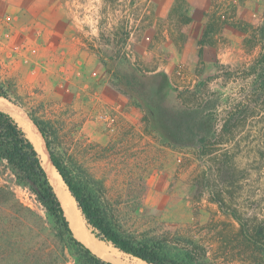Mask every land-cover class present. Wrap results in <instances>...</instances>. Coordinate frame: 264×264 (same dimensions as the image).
<instances>
[{"label": "rangeland", "instance_id": "374dc122", "mask_svg": "<svg viewBox=\"0 0 264 264\" xmlns=\"http://www.w3.org/2000/svg\"><path fill=\"white\" fill-rule=\"evenodd\" d=\"M174 1L0 0V81L17 102L0 97L10 105L0 109L42 120L65 164L98 182L130 233L194 250L209 264H258L233 214L264 228V91L255 92L249 73L264 0H188V27L169 17ZM229 118L232 131L220 138ZM190 127L224 141L207 155ZM0 185L43 213L2 161ZM5 215L0 264H18L25 236ZM41 236L48 244L49 230ZM97 240L108 256L92 251L107 261L144 262ZM64 250L66 264H80Z\"/></svg>", "mask_w": 264, "mask_h": 264}, {"label": "trees", "instance_id": "16d2710c", "mask_svg": "<svg viewBox=\"0 0 264 264\" xmlns=\"http://www.w3.org/2000/svg\"><path fill=\"white\" fill-rule=\"evenodd\" d=\"M174 16L184 27L190 25L192 17L189 14L188 0L174 1L169 17L174 18ZM212 29V24L209 23L203 37L199 40L198 63H203L204 47L211 43L208 36ZM257 31L258 34L256 33L255 36L259 38L256 39L255 46H260V53L249 68V73L254 78L256 93L259 90L264 91V23ZM10 91L11 86L0 81V97L13 101ZM196 93V91H190L193 96ZM179 97L185 105H188L183 99V94ZM27 115L29 116L28 113ZM29 117L40 130L56 170L65 181L87 225L97 238L111 243L125 254L150 264H209L206 258L194 250L173 248L168 242L140 237L124 229L111 205L98 195L95 186L98 182L87 174L78 175L79 178L75 176L52 146L51 136L44 122L33 114ZM231 121L232 118H229L224 122L220 138L223 134L232 131ZM189 131L190 137L200 143L202 151L207 155L213 153L215 146L224 141L218 138L213 141L209 136L199 135L191 127ZM0 161L5 162L15 172L19 182L30 188L35 202L43 209V213L38 211L22 201L12 189L0 185V214L5 213V217L10 222L12 218L15 219L16 226H20L25 236L23 239L25 251L22 252V258L18 264H66L69 260L65 255L64 247H68L73 252L80 264H115L94 253L88 245L76 237L40 152L15 117L2 109H0ZM214 199L220 203L221 207H224L225 200L220 192L215 194ZM10 212L14 215L12 218L9 216ZM44 214L51 220L52 227L46 225ZM233 215L241 223L237 234L238 239L241 237L247 246L251 245L253 253L258 257L257 263L264 264V228L259 227L258 224L250 228L237 213ZM44 229L49 230L48 244L41 240ZM61 243L64 244L63 247Z\"/></svg>", "mask_w": 264, "mask_h": 264}, {"label": "bare ground", "instance_id": "6f19581e", "mask_svg": "<svg viewBox=\"0 0 264 264\" xmlns=\"http://www.w3.org/2000/svg\"><path fill=\"white\" fill-rule=\"evenodd\" d=\"M0 105L4 108H9L8 106H10L7 105V101H0ZM11 113V115L14 116L19 122V124L24 128L27 135L33 141L36 148L40 152L44 166L63 203L67 218L70 221L71 227L76 237L82 240L85 244H87L93 251L97 252L98 254H105L108 256V254L104 251L103 245L99 242V240H97V238L92 234V232L88 228L75 198L71 195L68 189L64 190V181L53 165V162L50 158V154L45 146L44 138L42 137V134L38 130L37 126L33 123V121L26 113L16 109H11ZM143 264L148 263L143 262Z\"/></svg>", "mask_w": 264, "mask_h": 264}, {"label": "water", "instance_id": "95a60500", "mask_svg": "<svg viewBox=\"0 0 264 264\" xmlns=\"http://www.w3.org/2000/svg\"><path fill=\"white\" fill-rule=\"evenodd\" d=\"M36 125V124H35ZM37 126V125H36ZM38 128V127H37ZM40 131V130H39ZM41 133V132H40ZM46 148H47V146H46ZM48 150V149H47ZM54 165V164H53ZM55 167V166H54ZM65 182V181H64ZM147 263V262H146ZM148 264H150V263H148Z\"/></svg>", "mask_w": 264, "mask_h": 264}]
</instances>
